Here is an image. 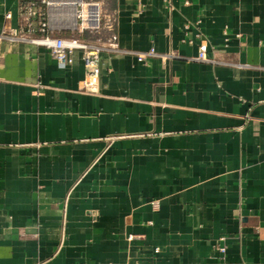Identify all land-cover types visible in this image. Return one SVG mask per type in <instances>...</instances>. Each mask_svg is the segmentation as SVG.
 Here are the masks:
<instances>
[{"label":"crops","instance_id":"crops-1","mask_svg":"<svg viewBox=\"0 0 264 264\" xmlns=\"http://www.w3.org/2000/svg\"><path fill=\"white\" fill-rule=\"evenodd\" d=\"M96 1L97 83L0 42V264H264V0Z\"/></svg>","mask_w":264,"mask_h":264},{"label":"built area","instance_id":"built-area-1","mask_svg":"<svg viewBox=\"0 0 264 264\" xmlns=\"http://www.w3.org/2000/svg\"><path fill=\"white\" fill-rule=\"evenodd\" d=\"M19 11L17 26L11 25L10 13L5 14L0 42H24L43 47L57 60L60 67L71 65L73 53L79 51L86 69L85 81L97 83L100 53L104 50H115L112 37L102 39L103 31H112L114 24L111 17L103 12L98 1L28 0L20 4ZM63 31H68L71 35L63 36ZM84 35L89 37L85 38ZM207 49L208 43L200 42L195 60L214 62L208 56ZM145 54L154 53L152 49L146 53H138V61H142ZM165 56L162 55L163 58ZM215 249L221 255L226 252L223 243H217ZM154 252L157 253L158 249Z\"/></svg>","mask_w":264,"mask_h":264}]
</instances>
